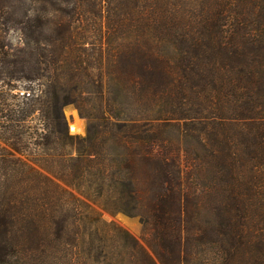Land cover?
I'll list each match as a JSON object with an SVG mask.
<instances>
[{
	"label": "trees",
	"instance_id": "1",
	"mask_svg": "<svg viewBox=\"0 0 264 264\" xmlns=\"http://www.w3.org/2000/svg\"><path fill=\"white\" fill-rule=\"evenodd\" d=\"M0 264H264V0H0Z\"/></svg>",
	"mask_w": 264,
	"mask_h": 264
},
{
	"label": "rangeland",
	"instance_id": "2",
	"mask_svg": "<svg viewBox=\"0 0 264 264\" xmlns=\"http://www.w3.org/2000/svg\"><path fill=\"white\" fill-rule=\"evenodd\" d=\"M70 131L74 134L85 135L87 133V119L82 117L75 105L69 104L64 108ZM104 217L108 220H114L132 234L142 239L143 226L140 220L136 217L124 213L111 214L108 211L104 212Z\"/></svg>",
	"mask_w": 264,
	"mask_h": 264
}]
</instances>
